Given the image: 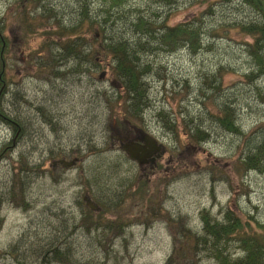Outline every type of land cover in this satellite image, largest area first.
I'll use <instances>...</instances> for the list:
<instances>
[{
  "label": "rangeland",
  "instance_id": "rangeland-1",
  "mask_svg": "<svg viewBox=\"0 0 264 264\" xmlns=\"http://www.w3.org/2000/svg\"><path fill=\"white\" fill-rule=\"evenodd\" d=\"M86 1L93 14L109 3ZM44 3L59 20L78 21L81 0H0V20L13 42L11 70L15 80L4 106L11 117L26 127L28 123L26 136L10 157L0 161L4 218L0 264H19L15 256L3 253L18 241L22 248L32 247L38 235L52 234L61 219L79 217L84 198L91 209L99 211L95 198L103 191L110 193V203L121 201V207L106 217L114 220L118 213L125 221L120 232L112 230L108 235L115 253L109 264H220L210 251L199 248H189L184 261H168V256L181 228L201 232L203 211L212 218L227 208L242 211L244 222L264 227V174L244 172L238 161L264 134V75H252L255 61L247 45L254 39L238 24L260 20L264 6L256 8L241 0L118 3L114 8L127 14L158 10V22L170 26L187 19L203 20L202 42L195 51L189 47L167 50L155 44L154 53L142 56L150 66L144 79L148 107L142 119L131 123L122 119V86L112 78L107 60L103 68L93 69L90 59H83L80 65L69 56V61L57 60L53 68L50 64L44 74H37L28 54L43 41L59 39L48 33L49 28L56 29V22L44 20L26 37L20 26L22 17L37 15L39 19ZM20 5L25 9L22 12ZM89 35L81 40L84 47L94 43ZM222 102L235 105L242 133L214 127ZM162 109L177 122L179 141L157 117ZM184 116L186 121L193 119L192 127L199 125L208 133L205 139L185 134ZM133 126L143 128L164 146L153 163L140 166L122 150V145L139 136ZM11 138L10 125L0 121V147ZM20 154L41 169L23 173L26 197L23 190L22 198L13 199L7 192ZM95 172L103 173L104 181L96 179ZM85 176L92 180V186L84 184ZM96 180L104 182L103 189L95 188ZM62 229L68 234V227ZM184 247L182 242L180 250ZM227 251L237 256L238 243L230 242Z\"/></svg>",
  "mask_w": 264,
  "mask_h": 264
},
{
  "label": "trees",
  "instance_id": "trees-1",
  "mask_svg": "<svg viewBox=\"0 0 264 264\" xmlns=\"http://www.w3.org/2000/svg\"><path fill=\"white\" fill-rule=\"evenodd\" d=\"M103 1H109V3L103 2L100 12L97 11L93 14L87 1L81 0L82 6L79 9L78 21L69 23L59 20L57 13L46 7L44 3V6L39 8V19L37 15L22 17L20 30L26 37L28 34H34L41 27V22L44 23V20L52 19L56 22V29L49 28L48 33L58 36L59 39L49 40L45 44L43 41L37 49H32L28 54L37 74H44V68L50 64L53 68V64L57 60L63 63L69 61V56H72L80 65L83 59H90L93 69L103 68V61L107 60L112 78H116L115 80L121 83L120 87L122 86L119 96L122 98L120 104L122 119L132 123L135 119H142L143 110L148 107V92L144 79L148 76L150 66L145 63L142 56L149 52L154 53L157 48L155 44L163 45V48L167 50L189 47L195 51L202 42L200 37L203 20L196 22V20L187 19V21L170 26L165 21L158 22V10L151 11L150 14H142L137 10L133 14L129 12L127 14L126 11L114 8L122 0ZM154 1L156 3L171 2V0ZM241 1L256 8L264 6V0ZM210 9L211 7L208 10ZM238 25L242 32L253 36V43L247 45L248 50L254 58L253 62L255 61L258 73L263 74L264 56L261 52L264 47V10L261 19L255 23H239ZM5 28L6 25L0 20V121L10 125L14 138L0 147V161L8 155L10 157L12 149L26 136L28 128V123L26 127L23 122L11 117L4 106L5 95L10 85L15 82L11 70L13 42ZM51 29L52 32H50ZM87 35L94 42L91 47H84L81 42ZM44 50L47 51L46 56H44ZM252 75L255 78L259 77L253 73ZM245 76L248 77V75ZM217 111L219 113L216 114V119L219 126L231 132L242 133L241 127L236 124L229 127L231 111L227 102L220 103ZM157 117L163 127L170 130L173 137L179 141L178 124L174 118L163 109L157 113ZM190 118L186 121L184 116L183 125L187 129L185 134L189 135V138L205 139L208 133L202 130L199 125L193 128L191 126L193 119ZM238 159L244 172L248 169H256L264 174V139H261L255 146H251ZM13 168L14 179L7 193L8 197L20 199L23 190V197H26L27 193L22 184L25 182L22 177L23 173L36 172L41 168L40 165L29 162L22 154L19 155L17 164L14 163ZM93 176L104 181L102 180L103 173L95 172ZM91 181L86 176L83 180L87 187L92 186ZM101 181L99 183L96 180L94 185L97 187L95 188L103 189L104 182ZM103 192L98 193L100 199L95 198L96 204L100 207L99 211L91 209L84 198L81 200L82 211L79 217L75 216L73 220L70 218L61 219L60 226L52 234L45 237L38 235L32 247L22 248L20 240L12 246L13 249L3 253L15 256L16 262L19 264H109V260L115 253L114 247L107 239L108 235L112 230L120 232L125 221L118 213L114 220L106 217L107 213L116 212L114 209L121 207L119 203L121 201L110 203V193ZM92 200H94V194ZM1 212L0 204V230L4 223ZM242 214V211L236 213L233 209L227 208L219 217L212 218L210 213L203 211L201 213V232L197 233L189 227L181 228L178 232L179 237L175 238L168 261L176 259L184 261L183 256L189 251V248L191 251L199 248L210 251L221 262L220 264H264V227L261 225L254 227L253 223L251 225L248 220L244 222ZM62 226L63 228L68 227V234H65ZM84 242L85 245H82ZM182 242L185 247L180 250ZM230 242L238 243L237 256H232L227 251V245ZM0 255H2L1 252Z\"/></svg>",
  "mask_w": 264,
  "mask_h": 264
},
{
  "label": "bare ground",
  "instance_id": "bare-ground-1",
  "mask_svg": "<svg viewBox=\"0 0 264 264\" xmlns=\"http://www.w3.org/2000/svg\"><path fill=\"white\" fill-rule=\"evenodd\" d=\"M262 53V55L264 56V52H261ZM252 70L254 71V73L253 74H256V75H259V76H262V75H264V73L262 74V73H258V71H257V69H256V66H255V64H253L252 65ZM235 105L234 104H231V105H229V110L231 111V120L229 121L230 123H231V125H229V127H233V125H237V126H239L236 122V114H235V107H234ZM215 126H217V127H219V128H224V127H221V126H219V122L218 123H216L215 125H214V127ZM227 126H228V124H227ZM193 127L195 128V125H193ZM213 127V128H214ZM228 127V128H229ZM240 127V126H239ZM201 128V127H200ZM202 130H204L203 128H201ZM254 132H252V134H253ZM261 139L263 140L264 139V134L262 135V137H261ZM256 144H258V143H256ZM256 144H254V145H252V146H255ZM239 158V157H238ZM250 170H255V171H258V170H256V169H248V170H246L247 172L248 171H250Z\"/></svg>",
  "mask_w": 264,
  "mask_h": 264
},
{
  "label": "water",
  "instance_id": "water-1",
  "mask_svg": "<svg viewBox=\"0 0 264 264\" xmlns=\"http://www.w3.org/2000/svg\"><path fill=\"white\" fill-rule=\"evenodd\" d=\"M122 148H123L124 150H126V151L130 154L131 158H133V159H137L139 162H141L140 159H139L138 156H137V152H138V150H139V149H142V146H141V145H139V144H135V143H128V144H126V145H123ZM133 151H134L135 153H134Z\"/></svg>",
  "mask_w": 264,
  "mask_h": 264
},
{
  "label": "flooded vegetation",
  "instance_id": "flooded-vegetation-1",
  "mask_svg": "<svg viewBox=\"0 0 264 264\" xmlns=\"http://www.w3.org/2000/svg\"><path fill=\"white\" fill-rule=\"evenodd\" d=\"M133 140H137V141H139V139H142V141H144V137H142V133L138 136V137H133L132 138ZM147 142H149L148 140H147Z\"/></svg>",
  "mask_w": 264,
  "mask_h": 264
}]
</instances>
